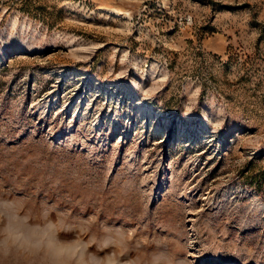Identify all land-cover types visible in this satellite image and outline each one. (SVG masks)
Returning a JSON list of instances; mask_svg holds the SVG:
<instances>
[{
  "label": "rangeland",
  "instance_id": "374dc122",
  "mask_svg": "<svg viewBox=\"0 0 264 264\" xmlns=\"http://www.w3.org/2000/svg\"><path fill=\"white\" fill-rule=\"evenodd\" d=\"M0 199L105 264H264V0H0Z\"/></svg>",
  "mask_w": 264,
  "mask_h": 264
},
{
  "label": "clouds",
  "instance_id": "9594fccd",
  "mask_svg": "<svg viewBox=\"0 0 264 264\" xmlns=\"http://www.w3.org/2000/svg\"><path fill=\"white\" fill-rule=\"evenodd\" d=\"M22 206L16 201L0 199V256L10 249H19L34 256L42 257L40 264H105L96 256L86 255L83 242L79 247L73 245L67 249L68 242L61 239V233L69 231L71 225L63 218L46 220L36 225L29 223V218L22 216ZM47 217V210L41 213ZM105 241V245H107Z\"/></svg>",
  "mask_w": 264,
  "mask_h": 264
}]
</instances>
